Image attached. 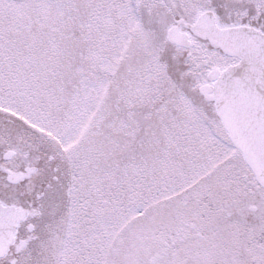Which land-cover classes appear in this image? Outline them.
<instances>
[{
  "label": "snow or ice",
  "instance_id": "snow-or-ice-1",
  "mask_svg": "<svg viewBox=\"0 0 264 264\" xmlns=\"http://www.w3.org/2000/svg\"><path fill=\"white\" fill-rule=\"evenodd\" d=\"M0 264H264V0H0Z\"/></svg>",
  "mask_w": 264,
  "mask_h": 264
}]
</instances>
